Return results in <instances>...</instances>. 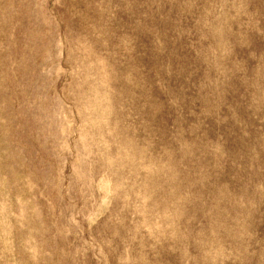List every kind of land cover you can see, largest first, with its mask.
<instances>
[{
  "label": "rangeland",
  "instance_id": "374dc122",
  "mask_svg": "<svg viewBox=\"0 0 264 264\" xmlns=\"http://www.w3.org/2000/svg\"><path fill=\"white\" fill-rule=\"evenodd\" d=\"M0 264H264V0H0Z\"/></svg>",
  "mask_w": 264,
  "mask_h": 264
}]
</instances>
